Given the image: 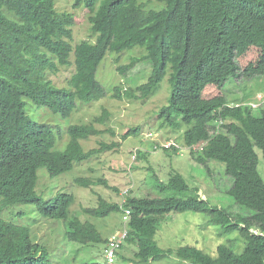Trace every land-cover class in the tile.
Returning a JSON list of instances; mask_svg holds the SVG:
<instances>
[{
    "label": "trees",
    "instance_id": "trees-1",
    "mask_svg": "<svg viewBox=\"0 0 264 264\" xmlns=\"http://www.w3.org/2000/svg\"><path fill=\"white\" fill-rule=\"evenodd\" d=\"M147 1L72 0L74 8L88 11L90 26L88 37L73 43V15L58 10L56 0H0V207L32 203L44 217L66 222L68 240L83 247L106 242L92 221L69 217L72 194L60 192L47 201L34 188L37 168L45 167L55 176L71 170L75 162L118 146L100 142L85 150L81 143L101 133L113 134L106 124V109L93 122L69 125V140L57 150L53 127L33 121L23 99L69 117L80 103L87 105L106 94L96 78L106 53L138 46L144 53L116 69L128 79L130 69L150 65L152 82L143 96L168 75L170 91L159 126L182 127L186 145L206 142L193 158L208 170L224 167L228 178L223 183L238 209L199 199L197 188L190 189L175 173L157 187L173 196L127 197L129 231L121 248L125 243L136 245L133 264H155L170 254L190 264H264V181L256 153L258 149L264 161V103L252 107L244 98L228 106L223 94L204 98L201 93L207 85L222 86L239 78L237 58L250 47L260 50L264 64V0H156L164 3L160 10L147 9ZM71 54L73 72L65 86H57L50 75L70 64ZM121 88H113L115 97L121 98ZM130 92L125 89L134 95ZM137 131L132 127L123 136ZM76 182L92 183L81 178ZM83 210L95 218L122 212L118 203L100 196L96 207ZM175 211L204 214L206 224L215 226L221 236L236 234L243 249L238 253L231 241L218 244L213 254L190 245L162 249L155 240L159 217ZM30 238L27 227L0 217V264H53L46 248Z\"/></svg>",
    "mask_w": 264,
    "mask_h": 264
},
{
    "label": "rangeland",
    "instance_id": "rangeland-1",
    "mask_svg": "<svg viewBox=\"0 0 264 264\" xmlns=\"http://www.w3.org/2000/svg\"><path fill=\"white\" fill-rule=\"evenodd\" d=\"M72 0H56L58 10L64 9L70 12L74 18L72 28L73 43L88 37L89 23L88 11L83 7L74 8ZM146 0H138L142 2ZM164 3L147 1V9L160 10ZM76 44V43H75ZM74 44V45H75ZM144 53L138 46L124 50L120 54L107 52L96 72V78L106 89V94L100 100L87 105L80 103L69 117L53 114L45 106H37L32 101H25L26 114L37 123H45L54 129L56 138L54 148L63 150L69 140L67 128L71 124L93 122L94 117L100 116L103 108L108 117L107 127L113 130L101 133L98 136L89 137L81 141L84 149L98 147L100 142L110 144L118 142V146L98 153L86 160L75 162L71 170L50 176L45 167L37 168L35 191L43 200H52L57 193H69L73 195V203L69 207V217L76 216L82 220L92 221L103 238L121 228V211H115L102 218H95L84 212V208L96 207L98 197H102L110 203H118L122 200V191L132 197H165L174 195L172 191L159 192L158 182H166L170 176L180 173L187 181L190 189L197 188V195L201 200H208L211 205L227 208L236 212L238 206L232 197L226 192L227 181L224 167L218 170L217 165L211 169L195 162L191 150L183 143V129H171L168 126H159V114L161 108L167 103L169 96L168 75L166 74L160 83L149 93L141 95L152 82L150 78V65H138L130 69L128 79L116 69L118 66L129 63L131 56H140ZM70 64L61 67L50 79L57 86H65L73 72V55H70ZM240 67V77L226 81L222 86L217 84L207 85L202 96L210 98L216 94L227 97L228 103L245 101L253 102L256 98L264 101V64L262 55L257 47H250L237 58ZM149 64V63H148ZM121 86V98L113 95V88ZM131 89L128 95L125 89ZM259 90V91H258ZM136 91V92H135ZM257 91V92H255ZM101 129L106 128L102 124H96ZM137 127L138 131L130 136L125 135L129 129ZM146 138V139H145ZM149 139V140H147ZM178 141L184 146L180 153L158 150L155 148L142 151L137 154L135 162L131 163L132 151L141 148L147 149L153 142L160 143L165 140ZM153 140V142H151ZM145 153L146 155H144ZM258 155V170L264 181V161L261 153ZM131 163V172L128 164ZM77 178L92 181L84 186L76 182ZM98 179L104 183H95ZM190 192V191H188ZM184 197V196H182ZM0 217L17 225L29 229L30 239L43 245L48 253V259L53 264H73L96 262L105 264L103 258V243L83 247L77 242L66 238V222L63 219H51L37 212L32 203H18L1 208ZM254 231V230H251ZM255 232V231H254ZM157 245L162 249L190 245L196 246L209 253H215L216 246L220 243L229 244L230 241L238 249H243L244 244L238 241L236 234L221 236L216 227L206 224V216L202 213L171 212L159 217L158 229L155 233ZM240 249V250H239ZM137 247L134 244H123L117 254L116 264H133L134 253ZM132 258V259H131ZM155 264H190L180 261L174 255L163 256L156 260Z\"/></svg>",
    "mask_w": 264,
    "mask_h": 264
},
{
    "label": "built area",
    "instance_id": "built-area-1",
    "mask_svg": "<svg viewBox=\"0 0 264 264\" xmlns=\"http://www.w3.org/2000/svg\"><path fill=\"white\" fill-rule=\"evenodd\" d=\"M259 98V97H258ZM260 103L263 102L262 98H259ZM255 106V104H254ZM176 147L178 148V144L171 141V140H165L164 142L160 143L159 148H171V147ZM157 149V147H155ZM134 157V155H133ZM127 194V189H124L122 191V203L125 202V196ZM130 219V210L129 209H124V214L122 215V220H123V226L121 229L117 230L115 233L110 235L108 242L103 250L105 259L108 264H114L115 261V256H116V251L120 247V245L125 241L127 234H128V227L127 223Z\"/></svg>",
    "mask_w": 264,
    "mask_h": 264
},
{
    "label": "clouds",
    "instance_id": "clouds-1",
    "mask_svg": "<svg viewBox=\"0 0 264 264\" xmlns=\"http://www.w3.org/2000/svg\"><path fill=\"white\" fill-rule=\"evenodd\" d=\"M253 102H249V104L252 106V107H255V106H259V105H261V104H263L264 103V101L262 102V103H260V100H259V98H256L255 100H252ZM229 104V103H228ZM254 104H255V106H254ZM234 105H236V104H234V102H232L231 103V105L229 104L228 106H234ZM123 136V135H122ZM128 136H130V135H128ZM146 139V138H145ZM147 140H149V139H147ZM168 140H170V139H168ZM172 141V140H171ZM151 142H153V140L151 141ZM173 142H175V143H177L178 144V148H176V147H171V148H168V149H171V151H172V149H173V152L175 153H177V154H179L180 153V151H181V149L182 148H184V146L182 145V144H180L178 141H173ZM118 143V142H117ZM184 143V142H183ZM119 144V143H118ZM205 144H206V142H199V143H196V144H191V146L190 145H186L185 143H184V145H186V146H188V148L191 150V153H194V154H197V153H199V152H201L203 149H204V146H205ZM155 147H157V149L155 148ZM160 147V145H159V143H157L156 141L155 142H153V144H151L150 146H148L147 147V149H144V148H139V149H136V150H134V151H132L133 152V154L131 155V163L132 162H135V160H136V158H137V154L141 151H148L149 149H153V148H155L156 149V151H158V150H160L161 148H159ZM150 151V150H149ZM133 155H134V157H133ZM131 163L130 164H128V170H129V172H131L130 171V169L132 168V166H131ZM36 192V191H35ZM128 196H130L129 195V193L127 192V194H126V196H125V202H123L122 203V200H121V202H119V206H120V208L122 209V212H121V214L123 215L124 214V209H126L125 207H124V205H125V203H126V199H127V197ZM122 198V197H121ZM128 209V208H127ZM122 219V218H121ZM122 226H123V220H122ZM122 226H121V228H122ZM129 226V221H128V223H127V227ZM120 228V229H121ZM119 230V229H118ZM128 231H129V229H128ZM116 232V231H115ZM114 232V233H115ZM113 234V233H112ZM112 234H110V235H112ZM110 235H107V237H106V242L105 243H103V250H104V248H105V246H106V244H107V242H108V239H109V237H110ZM128 236V235H127ZM127 238V237H126ZM121 249V246L118 248V250L116 251V256H115V261H114V264H116V261H117V254H118V252H119V250ZM103 258H104V262H105V264H108L107 263V261H106V259H105V256H104V252H103Z\"/></svg>",
    "mask_w": 264,
    "mask_h": 264
}]
</instances>
